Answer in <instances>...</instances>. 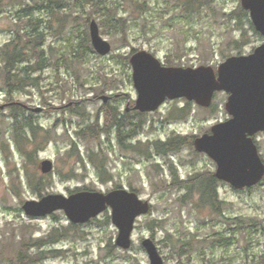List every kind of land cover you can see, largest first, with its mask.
Returning <instances> with one entry per match:
<instances>
[{
    "label": "rangeland",
    "instance_id": "obj_1",
    "mask_svg": "<svg viewBox=\"0 0 264 264\" xmlns=\"http://www.w3.org/2000/svg\"><path fill=\"white\" fill-rule=\"evenodd\" d=\"M102 1L125 24L106 23L111 16L76 0H13L0 8V264H15L25 243L31 254L42 253L41 264H150L142 245L147 237L166 264H260L264 178L236 189L215 177L213 205L207 185L217 163L194 146L196 137L231 117L229 93L217 91L209 107L177 98L140 112L130 58L145 49L167 66L217 70L230 56L254 52L264 35L241 0H196L190 11L185 0ZM92 19L112 44L107 55L93 47ZM12 40L25 49L17 66L28 79L21 88L16 77L12 86L4 82L1 49ZM82 130L90 137H80ZM177 139H185L177 149L156 148ZM256 143L264 161V133ZM44 159L54 163L49 174L41 171ZM122 187L151 203L135 222L128 250L116 245L111 208L74 224L63 210L30 217L22 207L50 193Z\"/></svg>",
    "mask_w": 264,
    "mask_h": 264
},
{
    "label": "water",
    "instance_id": "obj_2",
    "mask_svg": "<svg viewBox=\"0 0 264 264\" xmlns=\"http://www.w3.org/2000/svg\"><path fill=\"white\" fill-rule=\"evenodd\" d=\"M241 3L249 11L255 28L264 35V0H241ZM89 27L96 52L109 54L112 44L102 36L97 20L92 19ZM130 62L138 91L135 109L140 112L155 111L167 99L177 98L209 107L217 91L228 92L225 107L231 117L213 125L210 133L196 137L194 146L216 161L215 176L236 189L251 187L263 180L264 161L252 135L264 130V43L248 55L230 56L217 70L211 65L167 66L145 49L135 51ZM103 99L107 101L109 97ZM40 168L43 174H49L54 170V163L44 159ZM22 207L30 217L63 210L74 224L87 223L111 208L112 222L119 230L116 245L128 250L133 244L135 222L150 212L151 203L137 191L122 187L107 193L94 190H80L69 195L50 193L40 199L26 200ZM142 245L150 264H166L151 237L145 238Z\"/></svg>",
    "mask_w": 264,
    "mask_h": 264
},
{
    "label": "trees",
    "instance_id": "obj_3",
    "mask_svg": "<svg viewBox=\"0 0 264 264\" xmlns=\"http://www.w3.org/2000/svg\"><path fill=\"white\" fill-rule=\"evenodd\" d=\"M11 1L13 0H0V8H4V6L6 5H9L11 3ZM14 1H17V0H14ZM57 1V0H56ZM58 1H62V0H58ZM196 2V0H185L184 2V7L187 8L188 11H190L188 9V4L190 5V2ZM76 3L77 4H80V6L84 9L87 8V6L89 4H91V7H93L94 9V12H99L103 15H108V16H111V19H105L104 22L107 23V21H113V20H116L117 21V24H115L116 26L118 25H122V24H125L123 23L122 21V18H119L117 17V14L114 13L112 11V9H110L109 7H105L104 6V1L102 0H76ZM244 10H242V13H243ZM107 16V17H108ZM19 36V35H17ZM91 50L92 47H90ZM24 46L21 47V43L18 41V40H12L10 43L6 44L5 46L2 47L1 49V54H2V59L4 60V73H3V76H4V82L8 85V86H12V83H11V80H12V77H16V80H15V87L16 88H21L22 86H24L26 84V81L28 80L26 77H19L18 74H17V66L19 63H21L24 58H25V55H24ZM110 121H111V124L115 127L117 126L118 129H120V127L122 126L121 125V122L118 118L117 115L115 114H110ZM20 116L18 117L17 114H15V127L17 128L16 131H18V127L22 128V124H20ZM28 125H30L28 123ZM27 126V124H26ZM96 126V125H94ZM106 131V130H105ZM107 132V131H106ZM87 131L85 130H82V131H79L78 132V135L84 139L90 137L88 135H86ZM88 134V133H87ZM91 136H93L91 134ZM182 142H185V139H177V140H173L169 143H163V142H160L158 143L157 145V150L159 151H171V150H174V149H177V146L182 143ZM216 176L214 175H211V178H210V182L209 184L207 185L208 188L210 189H214L215 186H216V182L217 179L215 178ZM40 187V186H38ZM216 189V188H215ZM214 189V192L212 193L210 191V194H209V201L212 202V204L214 205L215 202L217 201L218 199V195H217V192L215 191ZM209 190H205V192H208ZM39 245V243H38ZM28 246H30L28 243H25L21 250H20V253H19V256H18V259L16 261L15 264H41V260L44 258L42 256V253H39V254H31L29 252V248ZM179 264H182V263H179ZM260 264H264V255L262 256V260L260 262Z\"/></svg>",
    "mask_w": 264,
    "mask_h": 264
},
{
    "label": "flooded vegetation",
    "instance_id": "obj_4",
    "mask_svg": "<svg viewBox=\"0 0 264 264\" xmlns=\"http://www.w3.org/2000/svg\"><path fill=\"white\" fill-rule=\"evenodd\" d=\"M26 108H27V107H26ZM27 109H28V108H27ZM261 133H264V130H259V131L255 132V133L252 135V137H253L255 143H256L257 136H259V134H261ZM256 145H257V143H256ZM257 147H258V145H257Z\"/></svg>",
    "mask_w": 264,
    "mask_h": 264
}]
</instances>
